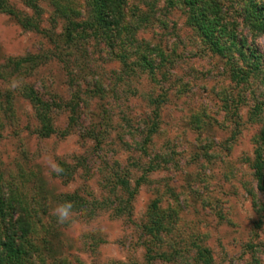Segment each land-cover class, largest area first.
Segmentation results:
<instances>
[{"label":"rangeland","instance_id":"rangeland-1","mask_svg":"<svg viewBox=\"0 0 264 264\" xmlns=\"http://www.w3.org/2000/svg\"><path fill=\"white\" fill-rule=\"evenodd\" d=\"M9 1L20 12L32 13L21 0ZM58 1L77 14L85 5V0H41L42 26L57 33L65 24L61 17L58 22L51 20ZM152 2L156 20L139 37L161 43L176 55L162 87L154 86L145 74L123 76L120 62L109 58L95 42L76 49L67 70L53 56L66 57L61 47L55 51L44 34L24 29L0 12V67L8 57L51 53L26 77L10 80L0 76V173L10 183L19 184L27 204L36 209V241L47 257L40 264H61L62 258L69 264H185L191 262L194 240L212 250L215 264H245L250 257L247 245L264 242V217L254 210L248 193L255 183L249 159L262 125L249 119V103H240L238 117L228 116L223 109L227 98L237 100L239 94L250 98L257 88L256 79L250 85H237L227 58L201 51L197 34L181 9L169 8L163 0H129L144 11L150 10ZM249 42L264 52V36L250 35ZM70 71L76 79L75 89L70 85ZM28 82L52 104L56 133L49 137L40 135L35 108L19 92ZM76 88L83 100L77 122L70 125L66 103ZM165 88L160 130L148 147L170 162L146 174L132 200V212L117 216L109 208L89 216L72 211L68 220L58 222L54 215L60 206L58 195L78 192L89 202L102 201L110 196L103 188L110 171L128 170L131 184L136 185L143 169L134 162L145 166L149 161L134 149L143 139L144 119L151 113L145 95L165 92ZM93 128L103 143L100 148L87 134ZM60 160L76 165L68 183L56 174ZM155 200L176 216L171 231L161 240L144 230ZM170 242L183 257L169 263L147 261L143 243L170 250Z\"/></svg>","mask_w":264,"mask_h":264},{"label":"trees","instance_id":"trees-1","mask_svg":"<svg viewBox=\"0 0 264 264\" xmlns=\"http://www.w3.org/2000/svg\"><path fill=\"white\" fill-rule=\"evenodd\" d=\"M32 13L20 12L9 0H0V12L7 13L24 28L44 34L54 45L55 51L59 47L63 55H56L69 70L75 50L86 47L89 42L101 45L112 60L121 64L123 76L133 78L140 73L147 75L154 86H164V79L169 80L170 69L176 62V55L168 51L161 43H153L139 37V32L144 30L156 20L155 2L151 3L150 10H142L139 5H132L129 0H85V5L80 13L71 7H61L59 1L55 3V12L51 15L53 22L58 18L64 19L63 30L54 32L51 28L42 26L43 8L41 0H21ZM162 1V0H155ZM169 8L181 9L186 16V23L197 34L201 51L205 54L218 55L227 58L232 74L237 79V85L245 82L250 85L251 79H256L257 88H253L250 98L248 95L239 94L236 100L225 99L223 109L228 116L238 117L240 103H249V119L260 123L261 130L255 138L256 147L254 156L249 159L252 177L255 183L251 184L248 193L252 198L254 210L264 217V52L260 51L249 36H264V0H163ZM78 15V17H77ZM54 51V52H55ZM49 55L44 53H27L22 56L8 57L0 67L1 78L20 79L28 76L41 62H46ZM70 85L75 89L76 79L70 71ZM255 83V84H256ZM252 84V83H251ZM165 92L145 95L151 113L144 119L146 126L142 127L143 139L136 142L134 149L148 157L147 164L141 165L134 162V166L143 169V174L136 180L133 187L128 170L123 173L110 171L111 175L103 180V188L110 196L102 201L94 199L89 202L78 192H69L58 195L60 205L70 202L72 211H82L89 216L98 210L111 209L114 215L120 216L132 212V200L138 192L139 186L145 182L146 174L161 167H166L170 161L159 151H150L149 145L155 134L160 130L161 108L167 100ZM19 92L35 108V116L39 121L38 132L43 137L56 133L52 122V104L46 102L34 85L28 83L20 87ZM81 90L72 93V99L66 106H70V125L77 122V113L83 97ZM249 101V102H248ZM235 111H233V109ZM4 108V107H1ZM198 119V118H197ZM196 119V120H197ZM96 126V125H95ZM68 129L62 130L65 135ZM97 143V148L103 144L96 130H87ZM1 136V135H0ZM81 164V163H79ZM167 164V165H166ZM76 171L65 161L58 162L57 176L64 183L70 182ZM25 193H22L17 183H10L4 174L0 173V264H40L47 259L36 241L37 220L35 207L32 209L27 204ZM160 200L152 202L148 213V221L144 224L147 235L157 237L169 233L176 221L175 212L164 211ZM256 223L259 228L262 219ZM146 247L148 262L159 261L169 263L183 257L181 251L173 243L168 245L170 250L156 248V245L143 243ZM162 246V245H161ZM249 259L245 264H264V242H252L248 245ZM50 248V247H49ZM174 248V249H173ZM193 254L191 262L185 264H215L212 250L194 240L192 243ZM61 264H69L64 258ZM125 264V263H123Z\"/></svg>","mask_w":264,"mask_h":264},{"label":"clouds","instance_id":"clouds-1","mask_svg":"<svg viewBox=\"0 0 264 264\" xmlns=\"http://www.w3.org/2000/svg\"><path fill=\"white\" fill-rule=\"evenodd\" d=\"M72 214V205L70 202H65L60 205L56 210L54 215L56 216L58 222L63 223L65 220H68Z\"/></svg>","mask_w":264,"mask_h":264}]
</instances>
